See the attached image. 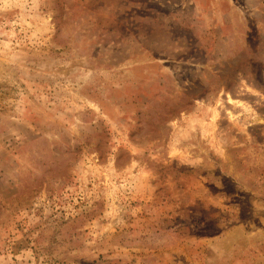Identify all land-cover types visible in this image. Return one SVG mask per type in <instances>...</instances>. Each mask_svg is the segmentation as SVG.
Instances as JSON below:
<instances>
[{"label":"rangeland","instance_id":"1","mask_svg":"<svg viewBox=\"0 0 264 264\" xmlns=\"http://www.w3.org/2000/svg\"><path fill=\"white\" fill-rule=\"evenodd\" d=\"M0 264H264V0H0Z\"/></svg>","mask_w":264,"mask_h":264}]
</instances>
